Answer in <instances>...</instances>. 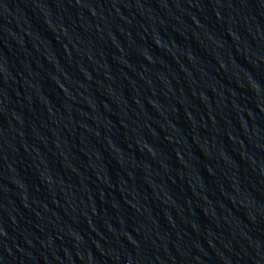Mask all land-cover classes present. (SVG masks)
I'll return each mask as SVG.
<instances>
[{
	"label": "water",
	"instance_id": "95a60500",
	"mask_svg": "<svg viewBox=\"0 0 264 264\" xmlns=\"http://www.w3.org/2000/svg\"><path fill=\"white\" fill-rule=\"evenodd\" d=\"M0 264H264V0H0Z\"/></svg>",
	"mask_w": 264,
	"mask_h": 264
}]
</instances>
